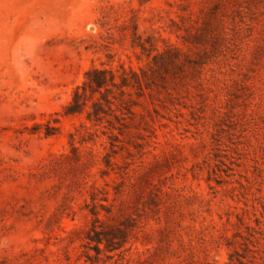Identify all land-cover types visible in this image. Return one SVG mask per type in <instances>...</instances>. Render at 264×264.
<instances>
[{"label": "rangeland", "instance_id": "rangeland-1", "mask_svg": "<svg viewBox=\"0 0 264 264\" xmlns=\"http://www.w3.org/2000/svg\"><path fill=\"white\" fill-rule=\"evenodd\" d=\"M207 23L118 140L65 115L90 68L148 71L135 34L191 54ZM0 264H264V0H0Z\"/></svg>", "mask_w": 264, "mask_h": 264}, {"label": "trees", "instance_id": "trees-1", "mask_svg": "<svg viewBox=\"0 0 264 264\" xmlns=\"http://www.w3.org/2000/svg\"><path fill=\"white\" fill-rule=\"evenodd\" d=\"M149 1L151 0H141V4L144 5ZM206 25L207 29L204 31L200 29L195 34L182 37L190 49H197L198 52L191 51V54L184 53L172 45H167L163 51H160L157 48L156 38L142 39L135 34L133 46L140 49V58L146 57L149 60L148 71L140 69V72H137L133 68L127 69L124 64L118 69L90 68L85 73L83 84L75 89L72 101L65 107V115L75 116L85 113L86 120L92 126H102L107 123L104 127L111 134L110 137L118 140L119 137L115 132L124 135L129 128V120L136 116L133 108L139 104L135 101L132 92H135L140 99L145 97L147 92L155 89L167 90L164 85L172 72L187 66L197 71L208 63L194 59L195 56L202 59L201 50L198 48L209 45L213 40L210 25L208 23ZM87 131L88 134H92L90 129ZM96 197L93 195L92 204L87 206L93 218L92 230L87 234V240L94 246L97 254L116 253L125 247L127 232L113 228L98 231L97 226L111 221L114 214ZM102 211L106 213L104 219H102Z\"/></svg>", "mask_w": 264, "mask_h": 264}]
</instances>
